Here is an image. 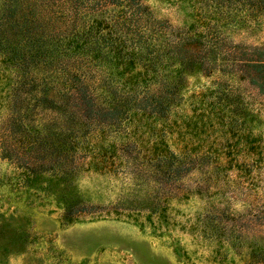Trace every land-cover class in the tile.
Listing matches in <instances>:
<instances>
[{
	"label": "trees",
	"instance_id": "obj_1",
	"mask_svg": "<svg viewBox=\"0 0 264 264\" xmlns=\"http://www.w3.org/2000/svg\"><path fill=\"white\" fill-rule=\"evenodd\" d=\"M169 1L185 10L184 24L143 0H0V150L19 182L93 170L149 196L145 215L163 217L168 199L202 194L183 184L198 164L216 182L233 145L221 135L250 140L239 88L264 92V44L232 40L223 27L255 21L264 0ZM193 70L210 81L186 93ZM200 216L203 224L208 211ZM210 223L198 231L213 239ZM257 232L247 246L264 263Z\"/></svg>",
	"mask_w": 264,
	"mask_h": 264
},
{
	"label": "rangeland",
	"instance_id": "obj_2",
	"mask_svg": "<svg viewBox=\"0 0 264 264\" xmlns=\"http://www.w3.org/2000/svg\"><path fill=\"white\" fill-rule=\"evenodd\" d=\"M143 1L172 25L187 20L185 10L169 0ZM223 31L235 41L264 44V12L255 21L227 24ZM209 81L193 70L184 90L201 91ZM239 89L246 101L245 120L250 119L245 139L250 140L242 143L222 134L221 140L226 137L233 145L225 148L226 167L216 182L208 177L211 169L202 171L198 164L183 184H201L202 194L168 199L164 217L145 215L149 196L124 193L121 178L93 170L65 179L41 176L19 182L18 168L0 150V264H264L253 263L247 246L257 231L256 237L264 239V92L246 85ZM175 136L173 132L171 147ZM236 162L244 168L231 165ZM205 210L202 224V216H195ZM66 216L75 219L67 221ZM208 221L213 239L198 231ZM236 233L238 244L237 238L227 246L216 242L218 236L233 241Z\"/></svg>",
	"mask_w": 264,
	"mask_h": 264
}]
</instances>
